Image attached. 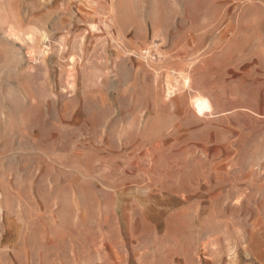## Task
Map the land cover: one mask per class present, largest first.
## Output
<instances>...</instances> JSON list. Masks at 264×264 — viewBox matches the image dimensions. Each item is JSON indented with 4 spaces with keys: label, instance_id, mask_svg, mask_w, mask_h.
Segmentation results:
<instances>
[{
    "label": "rangeland",
    "instance_id": "rangeland-1",
    "mask_svg": "<svg viewBox=\"0 0 264 264\" xmlns=\"http://www.w3.org/2000/svg\"><path fill=\"white\" fill-rule=\"evenodd\" d=\"M0 264H264V0H0Z\"/></svg>",
    "mask_w": 264,
    "mask_h": 264
},
{
    "label": "bare ground",
    "instance_id": "bare-ground-1",
    "mask_svg": "<svg viewBox=\"0 0 264 264\" xmlns=\"http://www.w3.org/2000/svg\"><path fill=\"white\" fill-rule=\"evenodd\" d=\"M204 108H207V109H205V110H208V109H209L208 106H205V107H204V106H200V105H199V112H200V111L203 112V109H204ZM209 110H210V109H209Z\"/></svg>",
    "mask_w": 264,
    "mask_h": 264
}]
</instances>
